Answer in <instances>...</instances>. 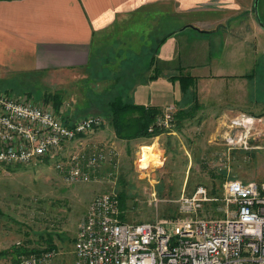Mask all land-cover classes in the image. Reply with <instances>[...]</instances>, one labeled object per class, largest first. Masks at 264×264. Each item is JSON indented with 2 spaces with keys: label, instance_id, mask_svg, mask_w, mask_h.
<instances>
[{
  "label": "crops",
  "instance_id": "1",
  "mask_svg": "<svg viewBox=\"0 0 264 264\" xmlns=\"http://www.w3.org/2000/svg\"><path fill=\"white\" fill-rule=\"evenodd\" d=\"M209 1L0 0V88L12 78L31 84L70 78L87 89L92 78L99 81L93 90L102 91L97 112L108 114L116 99L176 107L173 130L150 138L118 139L108 118L86 139L107 155L96 171H233L232 179L243 183L264 181L243 180L240 171H264V164L226 149L220 139L240 108L228 103L225 86L244 78L227 70L225 59L241 56L264 30L251 10L228 6V0L207 7ZM184 78L191 83L186 92ZM24 96L41 103L31 93ZM41 104L47 106L44 99ZM67 108L50 106L63 120L79 119L67 116ZM184 113L192 117L183 120ZM142 147L152 148L154 163L148 159L141 169L136 160ZM204 155L208 161L199 168ZM58 239L60 245L53 239L56 255L50 264H73L75 238Z\"/></svg>",
  "mask_w": 264,
  "mask_h": 264
},
{
  "label": "built area",
  "instance_id": "2",
  "mask_svg": "<svg viewBox=\"0 0 264 264\" xmlns=\"http://www.w3.org/2000/svg\"><path fill=\"white\" fill-rule=\"evenodd\" d=\"M176 112L173 105L160 109L147 133L156 137L171 132ZM243 124L251 125L244 120L233 126ZM102 125L99 116L66 123L28 96L0 91V167L55 161L66 183L88 182L87 171H96L107 155L97 148L87 155L83 146ZM245 143L241 135L229 144ZM147 160L141 148L137 166L147 168ZM223 199L222 217H200L204 205L216 199L199 186L179 199V220L129 223L120 217L117 196L100 194L79 225L73 264H264V181L230 179ZM55 255L42 250L21 256L17 264H50Z\"/></svg>",
  "mask_w": 264,
  "mask_h": 264
},
{
  "label": "rangeland",
  "instance_id": "3",
  "mask_svg": "<svg viewBox=\"0 0 264 264\" xmlns=\"http://www.w3.org/2000/svg\"><path fill=\"white\" fill-rule=\"evenodd\" d=\"M253 2L228 0V6L234 4L239 9L253 12ZM206 6H223V0H210ZM263 53L264 34L249 40L241 56L225 59L227 70H233L239 78H244L227 82L225 86L228 103H234L241 109L238 108L227 121L228 128L222 132L224 142L223 136L220 137L226 149L240 150L248 161L254 160L260 164H264ZM12 79L0 91L17 97L31 93L41 103L45 97L56 95L60 99V106H68L67 116L69 113L73 114L74 119L99 116L103 124L108 121V114L97 112L95 108L102 92L93 90L91 86L99 83L96 79L87 80L90 84L87 89L81 85L77 87L70 78L63 83L53 79L44 84L39 80L31 84L18 78ZM50 106L51 102L45 107ZM244 120L251 125L233 126V123ZM241 135L245 144L236 147L229 144ZM84 145L87 155L97 148L88 140ZM149 160L152 165L153 159ZM207 161L204 155L198 159V167L204 168ZM56 164L55 161H44L36 165L0 167V251L8 250L16 243L20 244L16 247L26 250H42L46 248L44 239L49 235L57 245H60L58 238L61 236L76 238L89 204L103 193L117 196L120 217L125 222H164L182 218L178 208L179 199L192 194L197 187L204 186L216 200L206 203L199 216L220 218L223 216L221 208L225 207L224 186L234 175L233 171H87L90 174L88 182L70 184L65 182L64 173L56 168ZM240 173L245 178L243 180L264 178V171ZM120 203L123 208H120ZM0 264H13V260L1 258Z\"/></svg>",
  "mask_w": 264,
  "mask_h": 264
},
{
  "label": "trees",
  "instance_id": "4",
  "mask_svg": "<svg viewBox=\"0 0 264 264\" xmlns=\"http://www.w3.org/2000/svg\"><path fill=\"white\" fill-rule=\"evenodd\" d=\"M253 10V8H252ZM254 12V11H253ZM258 12L260 20L264 26V0H259L258 2ZM182 91L186 92L190 88L189 78L181 79ZM44 102L50 103L53 105L55 110H58L60 107V99L58 96H47L44 98ZM160 109L157 107H143L133 104H125L121 100H113L109 104L108 115L109 123L113 129L115 136L118 139L123 140H133L138 138H150L152 135L147 133L148 126L152 123L154 117L159 113ZM182 114V113H181ZM178 117V113L175 114V119ZM192 117V114L188 115L184 113L181 119H187ZM67 123L68 121L65 120ZM158 133H155L157 135ZM208 195L212 198L211 194L208 192ZM120 208H123V205L120 203ZM46 248L45 250H53L55 248L53 244V237L51 235L47 236L44 239ZM41 250L36 249H24L22 247H12L8 250L0 252L1 258H11L13 264L17 263L21 256L38 254Z\"/></svg>",
  "mask_w": 264,
  "mask_h": 264
},
{
  "label": "water",
  "instance_id": "5",
  "mask_svg": "<svg viewBox=\"0 0 264 264\" xmlns=\"http://www.w3.org/2000/svg\"><path fill=\"white\" fill-rule=\"evenodd\" d=\"M258 2H259V0H254V2H253V11H254V14H255V17H256V21H257L259 27L264 30V26H263V24H262V22L260 20V17H259Z\"/></svg>",
  "mask_w": 264,
  "mask_h": 264
},
{
  "label": "bare ground",
  "instance_id": "6",
  "mask_svg": "<svg viewBox=\"0 0 264 264\" xmlns=\"http://www.w3.org/2000/svg\"><path fill=\"white\" fill-rule=\"evenodd\" d=\"M236 143H238V142H236ZM151 150H152V148H150V147H142V153L143 154L150 153ZM156 166H157V164H156Z\"/></svg>",
  "mask_w": 264,
  "mask_h": 264
}]
</instances>
